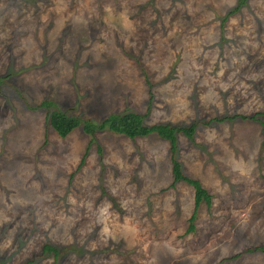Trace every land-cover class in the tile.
<instances>
[{"label": "rangeland", "instance_id": "rangeland-1", "mask_svg": "<svg viewBox=\"0 0 264 264\" xmlns=\"http://www.w3.org/2000/svg\"><path fill=\"white\" fill-rule=\"evenodd\" d=\"M238 3L0 0L1 264H264L247 249L264 246L262 126L206 123L264 121V0ZM53 108L196 122L192 139L176 133V158L209 203L190 220L169 141L61 137Z\"/></svg>", "mask_w": 264, "mask_h": 264}, {"label": "trees", "instance_id": "trees-1", "mask_svg": "<svg viewBox=\"0 0 264 264\" xmlns=\"http://www.w3.org/2000/svg\"><path fill=\"white\" fill-rule=\"evenodd\" d=\"M245 0H239L238 6L235 7L234 10L239 9V7L244 4ZM232 12V11H231ZM0 77V82H1ZM44 106L50 108L52 105L49 102H43ZM262 113H256L250 116L246 115H225L222 117H215L208 120L206 123L211 122L212 120L221 122L226 119H235L240 117L242 119H252L258 120L262 126V131L264 133V121L258 119V115ZM145 114H141L138 112L126 110L122 112H114L106 116L101 121L94 123L90 120H81L77 116L69 115L63 110L53 108L48 112L47 119L49 125L58 133L61 137H66L73 129L78 126L83 128V131L87 134H94L96 131L109 130L115 133L124 134L129 138L136 137H144L151 133L157 134L159 137L169 141L172 161V174H173V183L177 181H185L189 183L194 189V209L193 213L190 217L192 221L195 218V213L200 205V203L204 200L209 203L210 196L207 190L201 185L200 181L188 176L184 173L181 163L176 158V133L182 132L188 138L192 139L195 129L197 127L196 122H192L187 126L183 125H173L170 123H154V124H146L144 121ZM172 183V184H173ZM190 228H193V225H190ZM249 251H264V246H256L254 248H247ZM53 251L57 253L56 247L51 244L46 243L43 246V252ZM1 264V262H0Z\"/></svg>", "mask_w": 264, "mask_h": 264}, {"label": "crops", "instance_id": "crops-1", "mask_svg": "<svg viewBox=\"0 0 264 264\" xmlns=\"http://www.w3.org/2000/svg\"><path fill=\"white\" fill-rule=\"evenodd\" d=\"M80 127H81V126H79V128H80ZM50 128H51L54 132H56L52 127H50ZM79 128H77V129H79ZM73 130H74V129H73ZM73 130H72V131H73ZM56 133H57V132H56ZM57 134H58V133H57Z\"/></svg>", "mask_w": 264, "mask_h": 264}]
</instances>
